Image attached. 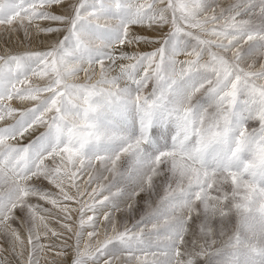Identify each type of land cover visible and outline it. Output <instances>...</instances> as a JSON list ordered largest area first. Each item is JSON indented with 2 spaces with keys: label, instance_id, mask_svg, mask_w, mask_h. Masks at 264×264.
Masks as SVG:
<instances>
[{
  "label": "snow or ice",
  "instance_id": "snow-or-ice-1",
  "mask_svg": "<svg viewBox=\"0 0 264 264\" xmlns=\"http://www.w3.org/2000/svg\"><path fill=\"white\" fill-rule=\"evenodd\" d=\"M0 264H264V0H0Z\"/></svg>",
  "mask_w": 264,
  "mask_h": 264
}]
</instances>
